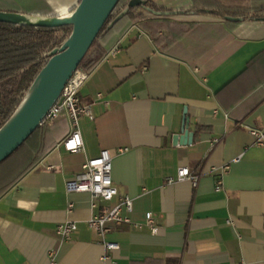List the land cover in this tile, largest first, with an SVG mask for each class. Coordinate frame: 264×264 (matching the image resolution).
Returning a JSON list of instances; mask_svg holds the SVG:
<instances>
[{
	"label": "crops",
	"instance_id": "crops-1",
	"mask_svg": "<svg viewBox=\"0 0 264 264\" xmlns=\"http://www.w3.org/2000/svg\"><path fill=\"white\" fill-rule=\"evenodd\" d=\"M80 1L0 0V11L63 17ZM155 1L174 11L187 5ZM196 1L264 7V0ZM146 17L152 21L117 23L81 88L93 114L80 120L84 149L61 145L68 117L44 123L42 157L0 197V264H50L51 252L54 264H108L105 254L117 264H264V146L251 133L264 130V20L210 12ZM185 116L193 141L174 144ZM121 147L128 150L117 153ZM103 149L114 154L119 194L133 198L132 220L144 224L115 226L105 237L119 244L112 250L89 226L91 195L67 191V181ZM180 166L200 175L197 187L166 184ZM148 212L156 232L145 224ZM66 221L78 229L60 239L56 228Z\"/></svg>",
	"mask_w": 264,
	"mask_h": 264
},
{
	"label": "trees",
	"instance_id": "trees-1",
	"mask_svg": "<svg viewBox=\"0 0 264 264\" xmlns=\"http://www.w3.org/2000/svg\"><path fill=\"white\" fill-rule=\"evenodd\" d=\"M130 1L119 0L79 67L91 70L103 58L106 53L105 40L123 18L129 17L143 24L152 21L147 20L148 14L157 15L152 10L174 12V9L160 5L155 0H143L136 7H129ZM196 7L185 8L183 12H210L225 18L264 20V7L236 9L222 4L210 9ZM127 9L126 14L114 22ZM72 30V25L49 27L0 21V128L20 105L50 59L52 51L65 43ZM44 126L36 129L26 142L0 163V197L39 162L45 150Z\"/></svg>",
	"mask_w": 264,
	"mask_h": 264
},
{
	"label": "water",
	"instance_id": "water-1",
	"mask_svg": "<svg viewBox=\"0 0 264 264\" xmlns=\"http://www.w3.org/2000/svg\"><path fill=\"white\" fill-rule=\"evenodd\" d=\"M118 2L119 0H81L70 15L51 18L0 11L1 22L49 27L73 26L70 37L61 47L52 51L50 59L20 105L0 128V163L9 158L36 129L44 124L46 115L60 97L74 71L80 66ZM143 2V0H131L129 7H136ZM127 11L128 9L114 22L120 20ZM152 11L156 14L171 13ZM185 113H187L186 109ZM189 122V117L185 116L181 133L173 137L174 144L192 143L193 132L189 130Z\"/></svg>",
	"mask_w": 264,
	"mask_h": 264
},
{
	"label": "built area",
	"instance_id": "built-area-1",
	"mask_svg": "<svg viewBox=\"0 0 264 264\" xmlns=\"http://www.w3.org/2000/svg\"><path fill=\"white\" fill-rule=\"evenodd\" d=\"M137 24L134 23V26ZM90 70L78 67L71 78L68 80L64 89L46 115L44 123L53 121L60 116H66L71 121V130L61 141V145L70 152H80L84 149V140L80 129V120L83 116L93 118L90 104L83 103L80 91L87 79ZM98 98H103L102 93H98ZM105 103H108L107 101ZM251 133L256 137V143L264 146V130L251 129ZM128 147H121L117 153H123ZM113 158L114 154L103 149L98 156L88 158L82 167V170L76 176L67 181L68 192L89 193L92 198V208L96 212L90 217L89 226L94 229L102 238L104 246L107 250L118 249L119 244L110 242L105 239L115 226L121 224H132L135 228H141L143 223L134 222L130 216L133 210L134 201L129 195H120L118 187L113 180ZM229 165H225L223 170L229 169ZM215 169L214 171H216ZM190 180L194 187H197L200 175L192 172L188 166H180L176 175H170L166 178V184L170 185L176 181ZM222 188V179L217 178L216 189ZM115 201L112 206L101 208V202ZM74 203H70V209L74 208ZM146 225L156 232V219L152 212L146 215ZM78 224L75 221H66L57 225L56 233L60 239H70L77 231ZM50 264L55 263L54 252L50 253ZM108 264H117L110 254L103 256ZM244 264V263H241Z\"/></svg>",
	"mask_w": 264,
	"mask_h": 264
},
{
	"label": "rangeland",
	"instance_id": "rangeland-1",
	"mask_svg": "<svg viewBox=\"0 0 264 264\" xmlns=\"http://www.w3.org/2000/svg\"><path fill=\"white\" fill-rule=\"evenodd\" d=\"M191 1H192V0H190V1L188 0V2H187V0H182L181 2H185L184 4H187L186 7H185L186 9H187V8H190V6H191V7L197 6V7H202V8H203V7H206L205 5H203V3H201V4L198 3V2H200V1H196V3H197L196 5H195V3H194V0H193L192 2H191ZM220 5H221V3H220V4H217V5L214 6L213 8H215V7L218 8ZM222 5H223V4H222ZM225 6H226V5H225ZM197 7H196V8H197ZM207 9H210V8L207 7ZM133 21H135V20H133ZM135 22H136V21H135ZM136 24H138V23L136 22ZM11 166H12V165H11Z\"/></svg>",
	"mask_w": 264,
	"mask_h": 264
}]
</instances>
